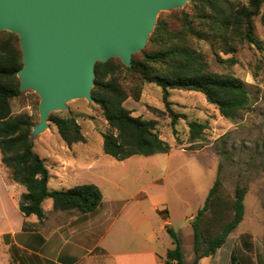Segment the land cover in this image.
Here are the masks:
<instances>
[{"label": "trees", "instance_id": "obj_1", "mask_svg": "<svg viewBox=\"0 0 264 264\" xmlns=\"http://www.w3.org/2000/svg\"><path fill=\"white\" fill-rule=\"evenodd\" d=\"M188 5L190 11H181L175 18L176 27L158 20L146 47L138 52L140 58L136 57L138 53L133 54L130 67L118 58L95 64L91 96L109 128L102 134V150L119 162L132 156L148 157L170 151L169 145L159 137L157 120L132 116L123 105L128 98L139 100L141 85L138 81L161 89L172 126L179 118L186 117L172 112L169 90L201 93L221 116L230 120H235L250 104L245 84L230 73L211 69L195 41H210L216 63L227 67L235 64L234 58L222 59L219 52L233 55L238 46L245 43L264 50V44L254 35L253 25V18L260 15L264 28V0H191ZM21 67L18 37L7 31L0 32V156L11 179L26 189L20 196L18 209L25 218L33 215L39 223L45 219L42 203L46 199L52 200L53 211L91 213L102 201L100 189L94 184L49 189V170L35 153L30 138L32 123L26 115L12 114L10 100L22 94L16 75ZM122 73L131 80H123ZM49 120L68 147L86 142L75 117L50 115ZM187 126L190 142L200 139L206 128L204 123L197 121H188ZM245 194V188H236L232 198L226 197L216 178L191 222L194 258L190 264H198L201 258L215 254L224 244L243 219ZM218 227L219 232L211 234ZM22 229L27 231L26 223ZM166 231L174 243V248L166 252V263L187 264L179 237L169 227Z\"/></svg>", "mask_w": 264, "mask_h": 264}, {"label": "rangeland", "instance_id": "obj_2", "mask_svg": "<svg viewBox=\"0 0 264 264\" xmlns=\"http://www.w3.org/2000/svg\"><path fill=\"white\" fill-rule=\"evenodd\" d=\"M190 2L180 9L159 12L157 22L160 19L169 26L176 27L178 23L175 18L181 11H190L188 5ZM253 25L255 37L264 44V28L260 15L253 18ZM195 42L196 47L204 52L211 69L230 73L245 84L249 92L250 104L238 113L235 120L221 116L217 108L209 104L201 93L169 90L168 100L172 112L186 117V119L179 118L172 126L169 112L163 103L161 89L154 84L138 81L141 85L139 100L128 98L123 105L131 111L132 116L157 120L159 137L170 147L168 154L133 156L123 162L105 156L102 150V134L108 131V125L101 109L84 99H71L66 102L65 109L52 112L50 115L75 117L86 142L70 146L69 148L74 152L64 151L67 145L61 140L57 128L48 118V128L31 138L34 151L44 160L49 170V180H51L49 187L53 190L63 188L59 185V179L54 177L60 168L58 163L77 156H99L104 159L101 162L113 163V167L104 170L102 174L123 187L124 192L121 193L123 197L150 190L148 184L153 178L167 174L172 184L174 182L178 184L179 195L193 198L191 205L185 211L186 215L195 212L197 203L204 204L217 177L221 183V191L226 197L232 198L236 188H245L246 217L235 234L249 232L257 237L243 236L240 240L234 239V236L229 240L226 238L221 246L224 252L223 259H218L217 264H255V262L262 264L264 258V50L245 43L238 46L237 52L233 55L219 52L222 59L234 58L235 64L227 67L216 63L210 49V41ZM136 57L140 58V54H136ZM120 76L127 82L131 80V77L126 76L125 73ZM39 103V95L30 89L22 91L19 97L10 100L12 114L28 116L32 129L40 121ZM188 121H197L206 126L201 138L195 142L189 140ZM76 176L79 180H84L87 174L77 172ZM174 177L179 180L173 182ZM68 186L67 189L74 187L72 184ZM102 188L104 197L108 198L111 187L103 185ZM167 188L171 190L169 186ZM172 196L176 198L175 194ZM49 204L51 207L50 199L45 201L44 208ZM9 216L11 221L18 222L20 213L11 209ZM181 222L189 224L180 220L176 223L177 226ZM26 229H29L28 225ZM219 230L220 227L217 231L213 229L211 234H216ZM184 244V260L190 262L191 240L185 238ZM231 254L234 256L230 261Z\"/></svg>", "mask_w": 264, "mask_h": 264}, {"label": "crops", "instance_id": "obj_3", "mask_svg": "<svg viewBox=\"0 0 264 264\" xmlns=\"http://www.w3.org/2000/svg\"><path fill=\"white\" fill-rule=\"evenodd\" d=\"M64 151L74 152L68 146ZM103 160L99 156L90 155L61 160L58 163L60 168L54 176L59 179L62 189H67L69 184L96 185L103 198L95 211L88 214L53 211L51 199V207L49 204L44 208L46 199L42 203L45 219L39 223L35 216L25 218L20 213L18 202L26 189L11 179L0 156V264H167L166 252L174 248V243L166 227L171 228L179 237L182 254L185 249L184 239L191 240V261H185L184 255L183 260L187 264L193 261L191 222L203 204L197 203L195 212L186 215L185 211L193 198L179 195L178 184L174 182L179 179L174 177L172 184L167 174L153 178L148 184L150 190L123 197V187L102 174L104 170L113 167V163H103ZM77 172L87 174V177L79 180ZM103 185L111 187L108 198L102 192ZM11 209L19 211L18 222L11 221ZM245 217L244 205L243 219L229 234L228 240L233 236L240 240L243 236L252 235L249 232L235 234ZM180 220L189 224L181 222L177 226ZM25 223L29 227L27 231L22 229ZM223 256L220 247L215 254L201 258L198 264H217V260H222ZM233 256L231 254L230 261Z\"/></svg>", "mask_w": 264, "mask_h": 264}, {"label": "water", "instance_id": "obj_4", "mask_svg": "<svg viewBox=\"0 0 264 264\" xmlns=\"http://www.w3.org/2000/svg\"><path fill=\"white\" fill-rule=\"evenodd\" d=\"M191 0H0V32L18 37L22 67L19 90L40 97V121L32 135L48 128L52 112L71 99L94 103L95 64L132 56L147 44L161 11Z\"/></svg>", "mask_w": 264, "mask_h": 264}]
</instances>
